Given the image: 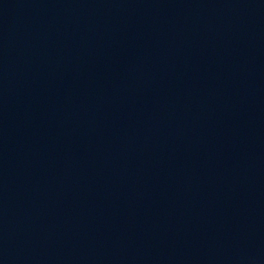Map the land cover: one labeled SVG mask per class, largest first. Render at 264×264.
Returning a JSON list of instances; mask_svg holds the SVG:
<instances>
[{
    "label": "water",
    "instance_id": "obj_1",
    "mask_svg": "<svg viewBox=\"0 0 264 264\" xmlns=\"http://www.w3.org/2000/svg\"><path fill=\"white\" fill-rule=\"evenodd\" d=\"M0 264H264V136L0 12Z\"/></svg>",
    "mask_w": 264,
    "mask_h": 264
}]
</instances>
